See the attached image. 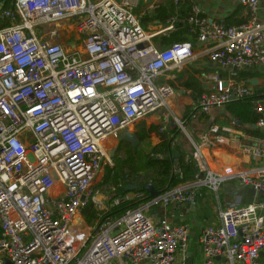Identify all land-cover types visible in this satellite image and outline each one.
<instances>
[{
    "label": "built area",
    "instance_id": "obj_1",
    "mask_svg": "<svg viewBox=\"0 0 264 264\" xmlns=\"http://www.w3.org/2000/svg\"><path fill=\"white\" fill-rule=\"evenodd\" d=\"M239 1L250 13L241 24L195 14L187 20L219 67L264 68L258 0ZM129 5L128 0L0 4V264H264L263 96L253 98L263 135L241 147L250 164H209L204 144H217L221 131L229 130L213 125L212 135L189 137L198 166L193 180L148 196L138 189L116 195L113 184L112 198L103 203L97 185L122 131L160 109L165 121L171 115L183 127L179 112L192 104L188 94L180 103L172 84L160 78L168 66L193 56L192 42L157 48L150 37L158 30L147 31ZM192 8L199 11L197 4ZM213 77V88L192 108L207 111L255 93L245 83ZM233 177L262 198L220 205L218 223L204 226L191 246L188 224L172 221L167 210L194 203L198 187L216 190ZM124 202L130 204L121 214L106 215ZM90 203L97 211L91 225L83 218ZM154 206L157 219L150 214Z\"/></svg>",
    "mask_w": 264,
    "mask_h": 264
},
{
    "label": "crops",
    "instance_id": "obj_2",
    "mask_svg": "<svg viewBox=\"0 0 264 264\" xmlns=\"http://www.w3.org/2000/svg\"><path fill=\"white\" fill-rule=\"evenodd\" d=\"M3 1L4 0H0V4H3ZM128 1L131 4L129 5L130 9L139 17L141 24L147 31L158 30L150 37V41H152L157 48L164 47L176 40H188L192 42L194 54L189 60L179 66L170 65L160 73V78H162L163 81L172 84L176 96H179L180 103L185 94L191 96L193 104L196 99H199V96L203 92L210 91L214 85L215 79L213 76L224 78L230 82L245 83L251 86L254 92L258 89L264 91V68L257 65L243 66L236 69L219 67L209 57L208 43H202L197 40V26L189 23L187 20L190 15L195 14L200 17L205 16L208 19L222 22L226 25L241 24L249 18L250 13L248 7L245 4H242L239 0H185L187 4H181V6L184 7L189 5L190 13L188 15L186 14L189 10L186 13L171 14L163 19L156 17L153 12L166 0ZM193 4L199 6L198 12L193 11ZM257 13L259 18H264V0H258ZM186 23L189 27H186L188 30L183 32V27L186 26ZM160 29H162V31ZM62 35L63 32L60 33V36ZM251 79H254L256 83H252ZM256 95L264 97V92H259V94ZM234 99L238 98H232L220 105H215L207 111L192 108L193 105L190 104L184 110L179 112V116H183L185 119L184 126H186V136H188L191 146L192 142L189 137L200 139L204 135H212L211 127L213 125H217L220 128L222 126L229 127V130L221 131L224 136L222 141L211 146H207L210 144L206 143V145L204 144L203 146L207 151L206 154L209 164L215 168H220L222 165L234 161L243 165L250 164L252 159L241 150L242 144L248 140H254L255 137L259 135H263V130L255 122L251 124L254 131L246 132L244 129L246 127L244 123L228 114L225 105L228 101ZM252 109L254 110L253 98ZM190 111L193 112L191 115ZM139 122H143L146 129H149L148 127L152 125L159 128V130H169L174 128L175 131L169 133V139L172 138L169 140L170 144L174 146L173 148L181 149L187 152V155H190V152L186 151L185 145L178 137L180 132H178L177 127L179 128L180 126L175 122L171 115H169L168 119L165 121L164 110L162 109L137 119L129 125L128 128H125L122 131L117 145L114 147V154L119 142L123 139L129 141L132 144V147L139 141L136 133L137 124ZM148 133L150 139L152 136L156 139L152 147L156 146L161 141L156 129H152ZM114 154L111 155V157H113ZM175 154L177 153L175 152ZM191 158L194 160L198 171L196 160L192 156ZM174 166L176 168L175 163H173L172 166L173 170H175ZM127 184L137 183L130 182ZM147 185L152 184L149 183ZM125 186L124 189L126 190ZM136 188L137 186L132 189L127 188V190H135ZM198 188H200V194L196 196L194 203L172 206L167 210V215L172 221L178 222L185 220L189 224L190 233L194 234L191 236V239H196V234L199 233L204 226L218 223L217 211L220 205H225L228 201L235 199L240 203H247L262 198V195L259 192H256L252 186L241 184L238 179L234 177L222 181L216 190L208 186H200ZM158 209V206H154L150 209V214L155 219L160 216L159 212L156 213ZM262 213L264 214V210H262ZM190 244H192L191 240Z\"/></svg>",
    "mask_w": 264,
    "mask_h": 264
},
{
    "label": "trees",
    "instance_id": "obj_3",
    "mask_svg": "<svg viewBox=\"0 0 264 264\" xmlns=\"http://www.w3.org/2000/svg\"><path fill=\"white\" fill-rule=\"evenodd\" d=\"M12 4L13 0H4L3 4H1V8L11 7ZM181 4H187V2L185 0H178L177 2L166 0L154 10L153 14L159 19H163L171 14L186 13L189 10L186 14L188 15L190 13L189 5L183 7ZM6 23L8 22H3V24ZM185 25L186 26L183 27V32H186L188 30L186 27H189L187 23ZM255 91L256 92L251 96L240 97L228 101L225 105L230 116L244 123L246 132L254 131L251 124L258 118V114L252 109V98H254L256 94H259V92H264L262 89ZM148 128L149 129L145 128L143 122L137 124L136 133L139 141H143L145 137L149 135L148 132L152 129H156L161 141L151 148V152H142L140 149L136 148L133 149L132 144L127 140H125L123 146H121L122 141L119 142L113 156L114 163L113 165H107L105 167L99 184L106 185V187L113 184L116 185L114 194L117 195L124 192V186L127 183H137L136 189L144 190V193L148 196L151 195L150 191L146 188L149 183L160 193L179 182L193 180L196 177L198 171L191 156L187 155V152L181 149L173 148L174 146L170 144L169 140L172 138L169 139V133L174 132L175 129L159 130V128L154 125ZM175 152L177 154H175ZM173 163L176 165L175 170L172 168ZM199 189L200 188H198V192ZM112 194L113 192L110 194L109 199L112 198ZM129 204L124 202L109 207L106 210V215L118 216ZM92 208L93 206L91 203L87 204L84 208L83 214L88 220L94 219L97 215V211ZM195 245L196 241L194 244H191L193 247Z\"/></svg>",
    "mask_w": 264,
    "mask_h": 264
},
{
    "label": "rangeland",
    "instance_id": "obj_4",
    "mask_svg": "<svg viewBox=\"0 0 264 264\" xmlns=\"http://www.w3.org/2000/svg\"><path fill=\"white\" fill-rule=\"evenodd\" d=\"M47 25L48 24H45L44 25V28L46 27L47 28ZM52 26V25H51ZM57 26V25H56ZM174 125H176V124H174ZM178 126V125H177ZM177 130H178V132H180V134H179V138L182 140V142H183V144L185 145V147H186V151H188V152H191V150H192V146H191V143H190V141H189V139H188V136H186V126H181V127H177ZM135 141V140H134ZM156 141V139H155V137L154 136H152L151 137V139L149 138V135L147 136V137H145V139L143 140V141H138L137 143H136V141H135V145L133 146V149H140L142 152H151L150 150H151V148H152V145H153V143ZM125 144V139H123L122 140V145L121 146H123ZM110 161L111 162H109V161H106L105 162V164H104V166H103V173H104V170H105V167L107 166V165H113V163H114V160H113V157H111L110 158ZM103 173H102V175L100 176V178H99V182H98V191L99 192H101L104 196V198H102V201H103V203H106L108 200H109V196H110V194H111V192H108V189H109V187H106V185L104 186V185H101V184H99L100 182H101V179H102V176H103ZM235 178V177H234ZM96 189H97V187H95ZM83 218H84V220L87 222V224H89V225H91L92 223H93V219H91V220H88V219H86V217L85 216H83ZM185 221V220H184ZM186 222V221H185ZM187 223V222H186ZM188 224V223H187ZM188 226H189V224H188ZM190 227V226H189ZM189 230H190V228H189ZM194 234H192V233H190V236H193ZM191 240V242L194 244L195 243V239H190ZM194 260L195 261H197V262H199L200 261V255H199V253L197 252L195 255H194Z\"/></svg>",
    "mask_w": 264,
    "mask_h": 264
},
{
    "label": "water",
    "instance_id": "obj_5",
    "mask_svg": "<svg viewBox=\"0 0 264 264\" xmlns=\"http://www.w3.org/2000/svg\"><path fill=\"white\" fill-rule=\"evenodd\" d=\"M140 45H142V44H140ZM251 82H252V83H256L254 79H251ZM124 138H126V137H124ZM133 143H134V142H133ZM133 146H134V145H133ZM114 151H115V148L112 149V150L110 151V155H113V154H114ZM136 186H137V184H127V185L125 186V188H126V190H127V188L132 189V188H135ZM146 188L150 191V194H151V195L159 192V191H158L157 189H155V187L152 186V185H147Z\"/></svg>",
    "mask_w": 264,
    "mask_h": 264
}]
</instances>
